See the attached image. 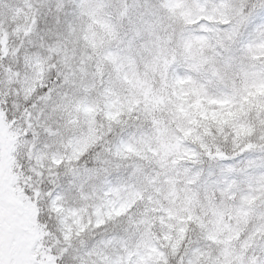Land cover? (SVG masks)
<instances>
[{
  "label": "snow or ice",
  "instance_id": "6c2138e0",
  "mask_svg": "<svg viewBox=\"0 0 264 264\" xmlns=\"http://www.w3.org/2000/svg\"><path fill=\"white\" fill-rule=\"evenodd\" d=\"M0 264H264V0H0Z\"/></svg>",
  "mask_w": 264,
  "mask_h": 264
}]
</instances>
